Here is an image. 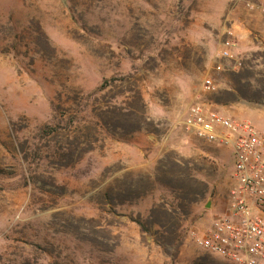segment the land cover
<instances>
[{"label": "rangeland", "instance_id": "rangeland-1", "mask_svg": "<svg viewBox=\"0 0 264 264\" xmlns=\"http://www.w3.org/2000/svg\"><path fill=\"white\" fill-rule=\"evenodd\" d=\"M245 11L264 0H0V264H233L193 236L226 212L231 150L175 123L202 102L264 133ZM227 39L242 66L214 73Z\"/></svg>", "mask_w": 264, "mask_h": 264}, {"label": "built area", "instance_id": "built-area-1", "mask_svg": "<svg viewBox=\"0 0 264 264\" xmlns=\"http://www.w3.org/2000/svg\"><path fill=\"white\" fill-rule=\"evenodd\" d=\"M247 6L253 5L247 2ZM213 59L214 73L233 72L242 66L232 39L220 44ZM200 90H215L209 73L200 82ZM175 128L206 143L229 147L232 155L234 186L226 212L212 219L199 236L193 233L196 246L233 264H264V133L202 102L189 106Z\"/></svg>", "mask_w": 264, "mask_h": 264}, {"label": "crops", "instance_id": "crops-1", "mask_svg": "<svg viewBox=\"0 0 264 264\" xmlns=\"http://www.w3.org/2000/svg\"><path fill=\"white\" fill-rule=\"evenodd\" d=\"M242 22H240L238 25H234L233 33L235 37L238 39V46L240 52L243 50H251L254 49L256 43L264 45V15H260L259 11H255L254 15L249 14L247 11L242 12ZM252 26L256 32L257 35L251 37L250 32L248 30H242L241 26ZM257 113H260V111H256ZM234 115V114H233ZM240 117L239 114H235ZM242 121V120H238ZM245 122V121H243ZM258 131V130H257ZM260 132V131H259Z\"/></svg>", "mask_w": 264, "mask_h": 264}, {"label": "water", "instance_id": "water-1", "mask_svg": "<svg viewBox=\"0 0 264 264\" xmlns=\"http://www.w3.org/2000/svg\"><path fill=\"white\" fill-rule=\"evenodd\" d=\"M210 207V204H207V208H209Z\"/></svg>", "mask_w": 264, "mask_h": 264}]
</instances>
